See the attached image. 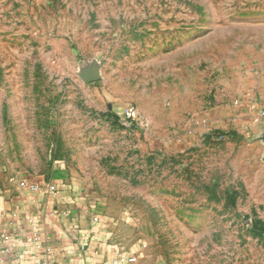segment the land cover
Masks as SVG:
<instances>
[{
    "label": "rangeland",
    "instance_id": "374dc122",
    "mask_svg": "<svg viewBox=\"0 0 264 264\" xmlns=\"http://www.w3.org/2000/svg\"><path fill=\"white\" fill-rule=\"evenodd\" d=\"M261 111L264 0H0V171L75 191L132 264H264Z\"/></svg>",
    "mask_w": 264,
    "mask_h": 264
},
{
    "label": "crops",
    "instance_id": "0c3cea01",
    "mask_svg": "<svg viewBox=\"0 0 264 264\" xmlns=\"http://www.w3.org/2000/svg\"><path fill=\"white\" fill-rule=\"evenodd\" d=\"M121 246L75 191L31 189L0 171V264H130Z\"/></svg>",
    "mask_w": 264,
    "mask_h": 264
},
{
    "label": "built area",
    "instance_id": "2783aa9c",
    "mask_svg": "<svg viewBox=\"0 0 264 264\" xmlns=\"http://www.w3.org/2000/svg\"><path fill=\"white\" fill-rule=\"evenodd\" d=\"M261 115H264V111L260 112ZM120 117L126 121H142L141 117L138 115L137 111L134 109L132 105H125L122 106L120 110ZM221 137V135H219ZM26 179V184L28 185L29 188L31 189H37V188H45L47 191H55L56 187L53 183H46L44 180L37 179V180H31L27 177ZM136 257L135 256H127L126 257V262L132 264L135 262Z\"/></svg>",
    "mask_w": 264,
    "mask_h": 264
}]
</instances>
